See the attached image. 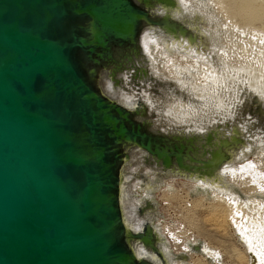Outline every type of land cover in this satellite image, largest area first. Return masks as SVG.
Returning a JSON list of instances; mask_svg holds the SVG:
<instances>
[{
  "label": "bare ground",
  "instance_id": "obj_1",
  "mask_svg": "<svg viewBox=\"0 0 264 264\" xmlns=\"http://www.w3.org/2000/svg\"><path fill=\"white\" fill-rule=\"evenodd\" d=\"M86 1H94L102 5L100 9L115 14V29L107 38L100 33V24L78 13ZM128 1L134 15L121 0H59L56 10L50 8L54 0H44L28 13L21 10L22 16L27 14L23 18L28 22H43V35L67 46L89 89V94L77 98L82 101L91 95L86 113L95 116L97 129L93 137L89 136L88 128L77 115L72 137L79 142L77 150L82 157L90 159L92 152L97 151L102 156L100 161L96 156L90 163L96 165L98 175L108 185L103 198L110 200L113 207L116 221L111 220L108 231L112 243L117 244L114 248L120 247L123 255L119 264L188 263L185 253L176 256L168 251V240L156 220L157 192L165 182L178 179L191 181L193 193L210 200L212 219L219 227L227 220L241 219L240 215H256L260 224L244 219L243 231L235 234L244 245L247 264H264V256L254 249L255 245L264 244V209L258 211L251 206L254 197L226 178L246 154L263 152L264 49L256 54L257 62L246 63V45L242 41L243 54L238 56L242 60L231 65L220 62L221 73L206 69L208 83L177 81L175 72L162 73L157 69L148 48H158L165 59L176 57L174 69L186 58H212L208 35L202 29V14H189V3L183 0ZM229 1L215 0V8L226 14L233 27L249 29L253 24H247L245 18L251 10L255 17H263L260 1L255 0L249 8L247 0H234L233 9H229ZM88 11L94 18L92 9ZM237 17L244 19L242 26H237ZM237 64L242 68H237ZM159 81L167 87L159 86ZM170 90H174L172 97ZM42 92L48 95L47 91ZM105 116L112 119L110 125L103 120ZM194 244L198 246V242ZM198 249L216 259L220 256L206 244H200Z\"/></svg>",
  "mask_w": 264,
  "mask_h": 264
},
{
  "label": "water",
  "instance_id": "obj_2",
  "mask_svg": "<svg viewBox=\"0 0 264 264\" xmlns=\"http://www.w3.org/2000/svg\"><path fill=\"white\" fill-rule=\"evenodd\" d=\"M43 2L0 0V264H119L123 255L108 231L113 207L103 198L108 185L90 163L102 156L82 157L72 137L78 118L89 136L97 129L86 113L91 95L77 98L89 89L67 46L43 35V22L21 14ZM84 4L78 13L100 24L107 38L115 29L108 9Z\"/></svg>",
  "mask_w": 264,
  "mask_h": 264
},
{
  "label": "rangeland",
  "instance_id": "obj_3",
  "mask_svg": "<svg viewBox=\"0 0 264 264\" xmlns=\"http://www.w3.org/2000/svg\"><path fill=\"white\" fill-rule=\"evenodd\" d=\"M183 1L185 3H189V5H187L188 11L191 10L189 14H195V13L202 14L201 15L203 17V20L201 21L202 29L203 30L205 29L204 31H206L207 33L205 34L208 35L211 49L214 52L211 50L210 57L212 58L210 59L207 58L206 60L198 59L195 57L183 59L184 61L180 59L183 63L181 62L179 64L177 63L176 64L177 67H175L174 69V64L177 61L176 57L165 59L164 56L161 54V52L158 50V48L150 47L148 48L149 55L155 59L156 67L160 72L162 73L168 72L170 74H173V72H175L173 76L176 77L175 79L177 81H181V82L183 81L186 83H190L192 85L195 83L200 84L203 83L204 81L205 83H208L209 80L207 79L209 77L207 76H209L208 75L209 73L206 71V69L207 70L213 69L214 71L221 73L222 72L221 70L222 68H220L221 66L223 67V65H225L226 63H228V65H231L234 64L235 61L237 60H242L241 58L240 59L238 58V56L240 57V55L242 56L243 54L241 49L242 41L245 42L246 45V47L244 46L246 48V63H251L253 61L257 62L256 54L264 49V41L262 42V40H264V13H263V17L261 16L257 18L253 15V13H255L254 11L252 10L249 11V16L252 17L248 16L247 18H245V22H248L247 24H253L250 25L249 29L247 26L233 27L232 25L233 23L227 18L226 14L224 15L223 13L221 12L219 13V11H217V9L215 8L216 6L215 0H210V1L183 0ZM254 1L255 0H247L246 3L248 4L249 8H252L254 6ZM257 1H260L262 5L261 9L264 11V0H257ZM234 6H235L234 0H230L229 9H233ZM110 12L111 11L108 10L105 14V17L109 26L114 27L115 14L113 15ZM102 16H103V11H102ZM236 21L238 23L237 26L239 25L242 26V22H244V19L237 17ZM229 34L231 35V37H229L230 36ZM220 55L221 56L223 55L224 57L222 56L221 59ZM193 58H195L196 60ZM219 59L221 61H219ZM222 61L223 62L225 61L223 65L222 63H220ZM191 62L194 64H192ZM236 67L242 68L240 64H237ZM255 68H257V65ZM229 70L231 71V68ZM162 78L163 76H161V79ZM197 80L199 81L202 80V81L197 82ZM163 85H165V83L163 81L162 82L159 81V86L162 87ZM165 86L167 87V85ZM170 91H171L170 96L171 97L174 96L173 94L174 90H170ZM261 150L263 152L259 154L254 152L246 154V156L243 157L244 159L239 161L240 162L239 166L233 168L231 171H229L226 174V178L229 182L235 184L245 194L250 195L257 199L255 200L253 198L251 206L254 205L256 207L255 209H257L258 211H262L264 209V156H263L264 148L262 147ZM190 182L191 181L181 180V179H178L177 181L165 182L164 187L159 193L157 192L158 195L156 194L155 197V201L157 202V211H158L156 220H157V224L158 225L160 224L159 230L163 231V234L166 236L168 240L167 241V246L169 247L168 251L171 253V255L175 254L176 256H181L182 253H185L184 260L186 262L188 261L189 264H215V263L216 264H247V256L245 254L244 245L241 244V242L238 240L235 231H243L244 219H251L252 223L255 225L260 224L261 221L257 218L256 215L248 213V215H245L246 217L240 215L241 219H236V221L227 220L222 224L221 227H219L215 222H213L212 219L213 207L210 204V200L204 196H201V194L193 193V190L190 188ZM187 187L190 190H188ZM262 215L264 216V211ZM189 236L193 238L189 239L190 238ZM195 241L198 242V246L200 244H206L207 247H209L213 252L217 253L220 256L216 259V257L214 256L211 257L206 253H204L203 251H200V249H198L197 244L196 245L194 244ZM181 243L183 246L182 248H181ZM185 247L187 249H185ZM254 249L258 255H260L261 257L264 256V244L263 245L257 244L254 246Z\"/></svg>",
  "mask_w": 264,
  "mask_h": 264
}]
</instances>
